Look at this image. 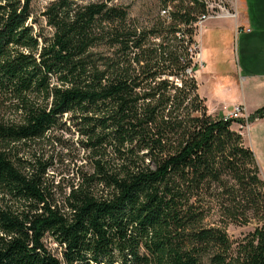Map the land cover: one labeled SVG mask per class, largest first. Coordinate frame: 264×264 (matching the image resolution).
<instances>
[{"label":"trees","instance_id":"16d2710c","mask_svg":"<svg viewBox=\"0 0 264 264\" xmlns=\"http://www.w3.org/2000/svg\"><path fill=\"white\" fill-rule=\"evenodd\" d=\"M161 1L139 26L110 0H52L35 30L32 0H0V264H264L244 120L209 114L194 75L208 9ZM55 132L76 137L67 179L49 173Z\"/></svg>","mask_w":264,"mask_h":264},{"label":"crops","instance_id":"0c3cea01","mask_svg":"<svg viewBox=\"0 0 264 264\" xmlns=\"http://www.w3.org/2000/svg\"><path fill=\"white\" fill-rule=\"evenodd\" d=\"M234 9L236 17H214L224 20L217 26L220 30L210 33L207 30L208 44L204 51L199 50L200 59L204 58L203 67L212 70L209 75L215 94L214 105L209 106L207 98L199 95L205 99L208 113L216 118H222L234 105H243L246 116L264 105V0H234ZM236 34L238 44L235 49L233 39ZM225 57L234 70L229 80L224 79L216 67ZM198 72L199 68L194 73L196 80ZM232 128L242 135L244 144L253 151L264 180V117L256 118L242 128L232 124Z\"/></svg>","mask_w":264,"mask_h":264},{"label":"rangeland","instance_id":"374dc122","mask_svg":"<svg viewBox=\"0 0 264 264\" xmlns=\"http://www.w3.org/2000/svg\"><path fill=\"white\" fill-rule=\"evenodd\" d=\"M52 0H32L31 2V15L28 19V23L33 26L35 30H39L40 27H43L47 30L45 26V20L42 16V12L49 2ZM78 2H88L95 0H76ZM207 9L209 12L218 13L221 12V8H225L229 12L234 11V0H206ZM110 2L125 6L128 10L129 19L132 20L136 25H146L156 21L158 18V13L162 6L161 0H110ZM224 20L222 19H208L204 21V25L200 27L197 31L196 39L198 42L199 50L200 48L203 51L206 48L207 43V30L210 32H218L217 26L221 24ZM199 28V26H197ZM233 39V45L236 49L238 44V38ZM213 41V40H212ZM209 42V40H208ZM218 43V41L216 40ZM218 45H222L221 42ZM102 49V48H98ZM234 49V50H235ZM236 53V51H235ZM204 58L199 60V72L197 75L198 81V92L203 97L207 98L206 101L209 103V106L214 105L215 94L211 89L210 84V75L209 73L212 70H208L203 67L205 65ZM230 61L225 57L224 62L218 64L216 67L220 72V75H224V79L229 80L231 75H234V70L230 67ZM54 135L59 137V140L51 139L49 145L47 146V155L51 161V167L49 170L50 176L54 179H67L71 175V171L76 163L77 159L80 157L78 154V146L76 144V137L71 133L67 132H55ZM252 229V225L247 226H237L229 224L227 227L228 234L231 238H237L242 233H246ZM47 244L53 249L56 250V245L47 239Z\"/></svg>","mask_w":264,"mask_h":264},{"label":"built area","instance_id":"2783aa9c","mask_svg":"<svg viewBox=\"0 0 264 264\" xmlns=\"http://www.w3.org/2000/svg\"><path fill=\"white\" fill-rule=\"evenodd\" d=\"M204 3L206 4V7L208 6L207 5V1L206 0H203ZM169 10H170V6H167L166 8L162 9L160 11V15L161 16H165V17H168V14H169ZM220 15H229L231 17H236L237 15V12L236 10L234 9L233 12H229L228 10H226L225 8H221V12H218V13H214V12H209L207 10V13H203L201 14L199 17H198V21H197V24L198 26L200 27L201 24H203L204 21L208 20V19H211V18H214V17H218ZM194 61L197 62L198 66H199V60H200V56H199V47H198V52L197 53H194V57H193ZM223 120H238L239 119H242L244 120L243 123L241 122H233V124H237L239 126V128H242L244 127V125H246L248 122H247V116L245 114V111H244V107L243 105H234L230 111H228L227 113L224 114V116L222 117Z\"/></svg>","mask_w":264,"mask_h":264}]
</instances>
